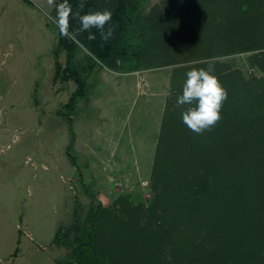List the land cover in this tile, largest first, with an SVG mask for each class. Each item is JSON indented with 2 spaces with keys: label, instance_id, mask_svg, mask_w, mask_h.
Segmentation results:
<instances>
[{
  "label": "rangeland",
  "instance_id": "1",
  "mask_svg": "<svg viewBox=\"0 0 264 264\" xmlns=\"http://www.w3.org/2000/svg\"><path fill=\"white\" fill-rule=\"evenodd\" d=\"M55 1L49 5L47 0H0V264L70 261L76 209L83 222L99 205L120 215L125 210L117 202L123 197L128 196L133 207L142 204L145 210L156 203L151 176L163 125L168 126L163 120L166 112L180 111L175 92L181 90L185 73L193 66L210 63L216 76L231 79L224 89L232 100L221 110L239 115L229 121H238L235 135L247 138L231 151L217 152L208 131L206 140L198 144L194 137L189 148L180 136L175 137L177 130H172L167 137H175L179 147L170 149L169 159L183 160L185 165L179 167L186 174L219 167L225 156L239 150L245 158V165L240 166L253 170L264 153L257 139L261 135L264 140V118L260 117L264 106L256 103L251 105L252 112H246L242 101V96L264 92V71L249 60L264 50L222 52L218 50L225 43L222 33L215 36L220 26L227 28L226 20L233 21L227 11H236L239 0H146L143 15L163 16L159 29L164 37L163 52L156 57L167 60L171 56L174 61L131 74L93 64L82 75L87 96L76 102L70 120L58 112L64 111L76 85L52 81L55 61L62 68L66 64L64 52L58 59L54 56L58 33ZM112 1L103 0L99 10H109ZM251 1L264 14V0ZM259 26L264 33V20ZM176 27L179 30L174 36ZM87 64V54L79 51L74 67ZM188 158L192 162L186 165ZM231 168L232 176L240 171ZM227 179L230 186L238 185V179ZM248 188L255 187L243 189ZM197 215L184 211L180 218L175 216L177 225L164 226L159 242L147 236L149 233L142 235L133 254L145 257L142 263L140 258L134 262L124 248L126 243H120L127 237L120 223L117 234L113 223L103 226L99 237L102 251L118 264H199L214 243L210 218ZM58 232L60 238L65 235V243L53 241Z\"/></svg>",
  "mask_w": 264,
  "mask_h": 264
},
{
  "label": "trees",
  "instance_id": "2",
  "mask_svg": "<svg viewBox=\"0 0 264 264\" xmlns=\"http://www.w3.org/2000/svg\"><path fill=\"white\" fill-rule=\"evenodd\" d=\"M145 1L113 0L109 4L111 20L105 25V31L111 27L113 33L109 39L104 40L96 28L91 29V34L95 38L89 39V32L79 30L80 25L77 18V14L83 15L90 10H99L103 0H83V9L79 7L81 0H67L71 5L72 14L68 17V26L64 34L58 27L57 44L54 51L56 59L63 52L66 54V64L62 68L58 61H55V73L52 81L53 83L72 81L76 85V90L63 106L64 111L58 112L59 115L70 120L69 117L75 111L76 102L87 96L86 83L82 75L93 64H97L101 69L119 74H131L166 66L174 61L171 56L167 60L156 57V54L163 52L160 44L164 37L161 36V33L159 34V29L163 25H161L163 16L154 18L143 15L142 8ZM63 2L64 0L55 1L54 10L56 13V5ZM257 9L253 1L239 0L233 9L236 11L232 10L233 13L227 11V17H231L233 21L228 19L226 20L228 21L227 28L220 26L215 30V36L218 37L222 33L221 37L225 41L222 43L223 45L219 46V51L254 53L264 50V33L259 30V24L261 19L264 20V14L259 13ZM177 29V27L174 29V36L178 34ZM261 32L263 34H260ZM79 51L87 54L88 64L76 69L73 64ZM249 60L252 65L264 71V51L251 55ZM209 65L210 63H206L193 66V68H207ZM175 71L177 72V70ZM217 77L223 88L231 80L225 76ZM180 92L181 90L175 92V96L177 97ZM231 100V97H227L223 104H229ZM242 101L245 104L243 105L246 112H252L251 105L257 103V106H264V92H260L255 97L242 96ZM224 113L227 112L220 110L221 123L216 124L208 131L212 134L213 138L211 139L217 152L228 151V149L231 151V148L235 144H241L246 136L245 134L243 137L236 136L238 121L234 120V123L232 120L229 121L231 118H240L239 115L228 112L226 115L228 117L223 120ZM165 116L163 124H168V126L163 125L151 176L156 203L145 210L142 204L133 207L129 197H123L117 202L119 205L123 203L125 210L120 215L99 205L90 210L83 222L80 221V213L76 209L74 223L71 226L73 230L72 259L63 264H118L117 259H113L102 251V242L99 239L103 226L109 222L114 224L115 234L118 232L116 225L119 223L123 225L122 229L125 228L124 235L127 237L120 243H126L124 248L129 249L132 260L136 262L141 257L133 255L137 249L136 241L147 233H149L147 236L151 235L154 241H161L164 226L167 225L168 228L176 226V218H180L184 211H188L190 214L197 213L199 219L204 215L212 222L209 233L214 247L201 258L199 264H264V153L261 157L262 162L255 163L257 168L253 167V170L240 166L245 165V158L238 150L237 154L233 151L232 154L225 152L224 155H231L225 156L224 162L222 165H218L219 167L207 166L201 172L191 171L182 174L180 171L182 167H179V164L185 165V163H181L183 160L169 159L170 149L179 147L175 137L180 136L185 140L184 145L192 148L193 146L188 143L194 137L199 141L197 142L199 144L200 141L206 140L205 137L209 133L205 131L203 134H196L189 130L182 122L181 108L180 111L176 108L173 113L166 112ZM260 117L263 119L264 115L262 114ZM172 130H177V134L175 133L174 138L168 139L169 132ZM257 139L260 140L259 145L264 151L263 137L258 135ZM219 154L223 156V152ZM186 160L188 161L186 165L192 162L191 158L184 161ZM170 163L171 166L168 165ZM228 164L232 167L231 169L240 171L232 176V171L228 170L230 168ZM243 173L248 176L245 177L246 180L243 178ZM226 176L232 180L233 178L238 179L236 181L238 185L230 186ZM248 185L255 188H248L249 190L244 191L243 188ZM165 215L167 218L164 217ZM157 227L158 230L155 229ZM119 233H121L120 230ZM53 241L57 244L65 243V235L60 238L58 232ZM149 247L153 250L152 246ZM144 258H140L139 263H142Z\"/></svg>",
  "mask_w": 264,
  "mask_h": 264
},
{
  "label": "clouds",
  "instance_id": "3",
  "mask_svg": "<svg viewBox=\"0 0 264 264\" xmlns=\"http://www.w3.org/2000/svg\"><path fill=\"white\" fill-rule=\"evenodd\" d=\"M49 5L54 0H47ZM83 9V0L79 5ZM57 16L55 23L61 33L66 32L68 17L72 14L71 5L67 0L56 5ZM80 31L89 32V39H94L91 29L96 28L104 40L112 36L113 29L109 27L105 31V25L111 20V11L108 9L88 11L83 15L77 14ZM227 99V91L221 85L218 77L214 74V68L210 64L207 68H191L185 73V79L181 86V92L176 97V105L181 108L182 122L189 130L196 134L210 131L221 119L220 110L223 102Z\"/></svg>",
  "mask_w": 264,
  "mask_h": 264
}]
</instances>
